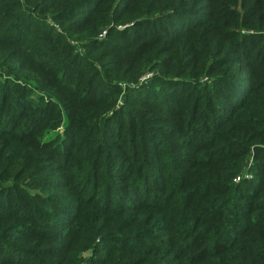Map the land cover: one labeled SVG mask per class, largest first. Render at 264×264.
<instances>
[{
	"label": "trees",
	"instance_id": "trees-1",
	"mask_svg": "<svg viewBox=\"0 0 264 264\" xmlns=\"http://www.w3.org/2000/svg\"><path fill=\"white\" fill-rule=\"evenodd\" d=\"M87 251L264 264V0H0V264Z\"/></svg>",
	"mask_w": 264,
	"mask_h": 264
},
{
	"label": "rangeland",
	"instance_id": "rangeland-1",
	"mask_svg": "<svg viewBox=\"0 0 264 264\" xmlns=\"http://www.w3.org/2000/svg\"><path fill=\"white\" fill-rule=\"evenodd\" d=\"M157 73V69L154 68H149L147 69L138 79L137 81H133L135 83L131 84V88H135V90H139L141 88L142 85H148L150 80L153 78V76ZM207 80V76H205L204 78L201 79L202 82ZM123 84H121L124 87V93L120 96L119 99V104H122V97L125 95L126 91L125 89L127 88V85L124 84V82H122ZM61 128H59L58 130H60ZM56 135V132H50L47 135V139H51L52 137H54ZM250 176V172L248 171V166L246 167V169L241 173V175L237 176V178L235 179L236 182H239L241 180L242 176ZM240 178V179H239ZM84 259V264H88L89 262V258L91 257V251H87L82 253L81 255Z\"/></svg>",
	"mask_w": 264,
	"mask_h": 264
},
{
	"label": "built area",
	"instance_id": "built-area-1",
	"mask_svg": "<svg viewBox=\"0 0 264 264\" xmlns=\"http://www.w3.org/2000/svg\"><path fill=\"white\" fill-rule=\"evenodd\" d=\"M105 35H106V31L103 32V34L101 35V37L103 38Z\"/></svg>",
	"mask_w": 264,
	"mask_h": 264
}]
</instances>
